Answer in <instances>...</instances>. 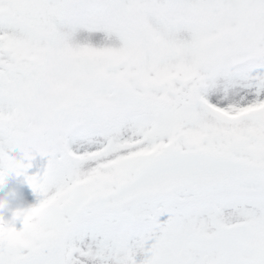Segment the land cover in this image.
Segmentation results:
<instances>
[{"label": "snow or ice", "instance_id": "1", "mask_svg": "<svg viewBox=\"0 0 264 264\" xmlns=\"http://www.w3.org/2000/svg\"><path fill=\"white\" fill-rule=\"evenodd\" d=\"M9 173L0 264H264V0H0Z\"/></svg>", "mask_w": 264, "mask_h": 264}, {"label": "rangeland", "instance_id": "2", "mask_svg": "<svg viewBox=\"0 0 264 264\" xmlns=\"http://www.w3.org/2000/svg\"><path fill=\"white\" fill-rule=\"evenodd\" d=\"M74 40L76 42L84 43L88 42L95 46H100L104 44H111L112 46H118L119 40L115 35L109 36L103 31H92L81 29L74 35ZM46 162L44 157L36 154L33 157L30 167L25 170L26 175H32L40 171L43 164ZM9 189H14L16 192L23 197L27 202L35 205L38 202L37 194L33 192L30 185L26 182L24 175H16L15 173H9L0 183V196H2ZM6 215V213H5ZM21 226L20 221H15V227L19 228Z\"/></svg>", "mask_w": 264, "mask_h": 264}, {"label": "clouds", "instance_id": "3", "mask_svg": "<svg viewBox=\"0 0 264 264\" xmlns=\"http://www.w3.org/2000/svg\"><path fill=\"white\" fill-rule=\"evenodd\" d=\"M33 206V204L24 200L16 190L9 189L0 196V226L7 229L13 221L30 216Z\"/></svg>", "mask_w": 264, "mask_h": 264}]
</instances>
